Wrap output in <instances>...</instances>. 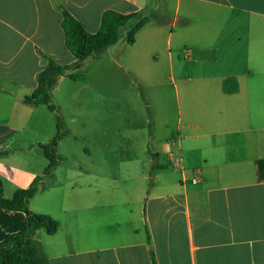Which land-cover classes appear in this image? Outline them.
Listing matches in <instances>:
<instances>
[{
	"label": "crops",
	"instance_id": "crops-1",
	"mask_svg": "<svg viewBox=\"0 0 264 264\" xmlns=\"http://www.w3.org/2000/svg\"><path fill=\"white\" fill-rule=\"evenodd\" d=\"M107 11L158 16L133 45L122 39L111 48L120 68L156 82L159 98L169 80L175 106H154L151 135L127 122L125 166L81 168L77 186L47 191L41 181L30 208L59 223L55 235L40 230L35 237L48 263L264 264V0H0L4 198L40 177L37 148L49 165L37 112L45 105L24 98L37 90L49 61L76 62L64 13L97 33ZM228 78L236 93H224ZM118 139L114 134L105 155L121 157L112 149ZM150 142L158 145L154 152ZM25 217L0 208V242L19 232Z\"/></svg>",
	"mask_w": 264,
	"mask_h": 264
},
{
	"label": "rangeland",
	"instance_id": "rangeland-1",
	"mask_svg": "<svg viewBox=\"0 0 264 264\" xmlns=\"http://www.w3.org/2000/svg\"><path fill=\"white\" fill-rule=\"evenodd\" d=\"M147 17L152 18V15L148 13ZM111 47L96 62L88 65V61L86 69L75 71V79L67 77L61 84L58 82L52 92L55 111L47 106L37 111L38 118L43 120V132L40 133L42 144L51 143L56 136L57 116L61 119L64 132L58 146L61 162L52 176L44 177L48 162L41 149L37 148L42 189L48 191L53 185L77 186L80 181L77 174L81 168L95 171L98 168L125 166L127 160L121 156V150L127 144L122 142V137L132 129L127 122L132 120L136 125L147 126V133L151 135L154 127L147 122L154 124L153 115H158L154 106H175L174 86L168 84L169 80H164L167 83L165 97L160 95L159 98L156 89L152 88L156 82L152 79L150 81L153 82L142 81L120 68L114 61L117 49ZM114 134L119 136L117 146L112 144L113 151L117 147L120 153L121 157L117 159L110 154L105 155L110 152L109 141ZM157 148L155 142H150L151 152ZM118 177L124 178L121 174ZM44 232L41 230L42 236H45Z\"/></svg>",
	"mask_w": 264,
	"mask_h": 264
},
{
	"label": "trees",
	"instance_id": "trees-1",
	"mask_svg": "<svg viewBox=\"0 0 264 264\" xmlns=\"http://www.w3.org/2000/svg\"><path fill=\"white\" fill-rule=\"evenodd\" d=\"M137 16L107 11L103 14L98 32L89 33L82 23L65 12L63 29L66 47L76 58V62L72 66L62 67L54 61H49L46 69L38 77L37 90L31 96L24 98V102L31 105H45L51 111H55L52 92L61 78L71 71L85 67L89 60L99 58L107 48L116 45L122 39H125L127 44L133 45L137 33L150 19H158L156 14H152V18L145 17L138 20ZM223 91L226 94L236 93L238 91L236 80L226 79L223 83ZM57 121V135L48 146L44 147L45 156L49 161L44 177L52 175L61 160L57 155V148L64 132L59 116ZM42 180L43 177H37L29 188L17 190L11 199L4 198L0 189V208L7 212H23L26 216L21 230L0 242V264H49L35 237L40 230H44L49 236L55 235L59 230V223L48 215L34 213L30 208V200L38 194Z\"/></svg>",
	"mask_w": 264,
	"mask_h": 264
}]
</instances>
